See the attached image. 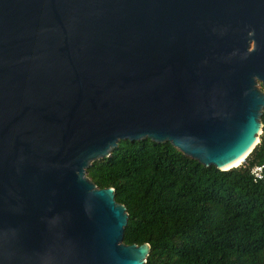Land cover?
I'll list each match as a JSON object with an SVG mask.
<instances>
[{
  "label": "water",
  "instance_id": "water-1",
  "mask_svg": "<svg viewBox=\"0 0 264 264\" xmlns=\"http://www.w3.org/2000/svg\"><path fill=\"white\" fill-rule=\"evenodd\" d=\"M262 88L264 0H0V264H145L89 167L148 138L239 166Z\"/></svg>",
  "mask_w": 264,
  "mask_h": 264
},
{
  "label": "trees",
  "instance_id": "trees-1",
  "mask_svg": "<svg viewBox=\"0 0 264 264\" xmlns=\"http://www.w3.org/2000/svg\"><path fill=\"white\" fill-rule=\"evenodd\" d=\"M260 141L239 166H205L170 142L121 140L88 176L127 207L126 244L145 264H264V110Z\"/></svg>",
  "mask_w": 264,
  "mask_h": 264
},
{
  "label": "built area",
  "instance_id": "built-area-1",
  "mask_svg": "<svg viewBox=\"0 0 264 264\" xmlns=\"http://www.w3.org/2000/svg\"><path fill=\"white\" fill-rule=\"evenodd\" d=\"M263 167L264 165H261V166H256L254 169H253V173L255 175V179L257 178H261L262 177V170H263Z\"/></svg>",
  "mask_w": 264,
  "mask_h": 264
},
{
  "label": "bare ground",
  "instance_id": "bare-ground-1",
  "mask_svg": "<svg viewBox=\"0 0 264 264\" xmlns=\"http://www.w3.org/2000/svg\"><path fill=\"white\" fill-rule=\"evenodd\" d=\"M243 157H244V156H243ZM243 157L240 158L238 161L234 162L232 165H237V164H239V163L242 161ZM230 166H231V165H230Z\"/></svg>",
  "mask_w": 264,
  "mask_h": 264
},
{
  "label": "rangeland",
  "instance_id": "rangeland-1",
  "mask_svg": "<svg viewBox=\"0 0 264 264\" xmlns=\"http://www.w3.org/2000/svg\"><path fill=\"white\" fill-rule=\"evenodd\" d=\"M264 90V88H262Z\"/></svg>",
  "mask_w": 264,
  "mask_h": 264
}]
</instances>
